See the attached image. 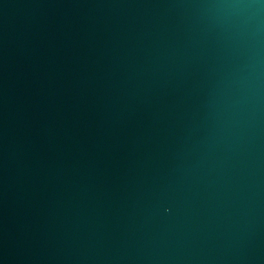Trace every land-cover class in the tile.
<instances>
[{
	"label": "water",
	"instance_id": "water-1",
	"mask_svg": "<svg viewBox=\"0 0 264 264\" xmlns=\"http://www.w3.org/2000/svg\"><path fill=\"white\" fill-rule=\"evenodd\" d=\"M0 264H264V0H0Z\"/></svg>",
	"mask_w": 264,
	"mask_h": 264
}]
</instances>
